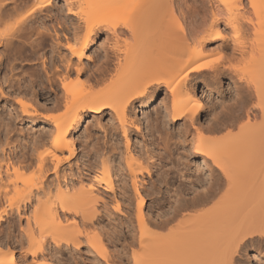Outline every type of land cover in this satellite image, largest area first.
I'll return each mask as SVG.
<instances>
[{"label":"bare ground","instance_id":"bare-ground-1","mask_svg":"<svg viewBox=\"0 0 264 264\" xmlns=\"http://www.w3.org/2000/svg\"><path fill=\"white\" fill-rule=\"evenodd\" d=\"M29 1L32 0H0V25L5 27L17 16L14 23L0 30V48L13 45L16 38H31L35 28L30 23L44 19L41 17L53 5V0H37L31 6ZM63 1L59 11L64 13L63 22L77 17L79 22L74 30L85 27L82 36H67L70 56L77 58V63L67 59V67L75 64L80 72L87 49L101 33L110 43L111 51L106 53L91 80L81 81L76 75L74 82L71 81L66 67L68 71L48 77L49 85L58 80L63 89L62 100L56 102V108H62V113L52 118L51 147L38 151L34 146L29 158L7 156L3 159L5 165L0 164L8 179L0 178V194L8 195L7 187L15 192V196L9 197L10 208L19 211L33 197L37 203L33 223L28 219L27 252L17 258L11 247L0 244V264H22L29 260V255L33 264H57L48 258L46 231H50L56 245L65 243L74 248H78L81 235H85L87 244L103 259H108L109 248L100 234L85 233L86 229L81 228L76 218L69 219L65 213L80 214L83 225L85 221H92L101 211L99 207L109 210V202H99L104 192L117 195L116 189L125 187V176L129 177L130 187L136 194L135 209L127 207L128 212L135 211L136 220V231L129 244L131 254L127 255L128 261L125 259L127 264H239L240 256L247 255L249 249L264 248V0ZM222 23L232 30L242 55H247L249 68L242 69V74L252 84H246L247 97L238 104L231 118L224 117L215 125L203 127L193 123L202 101L196 97L191 83L199 77L217 79L223 73L225 68L213 63L210 58L213 52L208 49L210 42L223 38ZM247 34L252 36L250 41H246ZM5 60L9 64L7 57L0 53V73L5 68ZM97 87L100 89L96 90ZM163 87L169 94L166 99L170 103L164 104L171 117L169 121L175 123L184 118L193 123L190 137L185 139L190 149L181 153L182 156L199 159L208 174L195 176V172L187 171L184 175L187 174L188 183L180 180L175 185L168 178V161L163 150L169 148L171 153L173 144L178 143L167 142L158 151L126 150L123 172L122 168L118 170L119 164L115 167L112 156L102 155L100 162L95 160L100 163L99 168L94 163L95 174L86 180L80 179L78 186L63 178V183L57 181L54 193L49 186L47 190L40 187L44 184L42 178L49 160L57 169L65 152L69 153L68 160L77 155L71 131L77 129L86 110L98 124L105 114H110L127 138L130 125L137 127L138 124L136 120L129 121L130 108L149 106ZM2 90L0 83V93ZM35 97L32 101L36 102ZM20 103L27 114L29 105ZM221 131L224 134L218 136ZM33 165L38 177L31 181L21 179L20 170ZM153 170L160 177L152 181L147 194L154 195L151 209L158 213L159 219L145 213L147 195L139 189V182H146L145 177L139 176L144 173L151 176ZM20 182L25 185L24 189L19 188ZM200 187L203 191L198 190ZM116 195L112 208L123 212L122 202ZM58 260L62 262L61 258Z\"/></svg>","mask_w":264,"mask_h":264},{"label":"rangeland","instance_id":"rangeland-1","mask_svg":"<svg viewBox=\"0 0 264 264\" xmlns=\"http://www.w3.org/2000/svg\"><path fill=\"white\" fill-rule=\"evenodd\" d=\"M36 1H29V6ZM63 5V0H53V5H50V11L48 13L46 12L47 15L41 17L44 19L35 20V22L30 23L36 30H34V36L32 35L31 38L25 37L20 40L16 38L13 45L0 48V53L4 54L9 62V64H6L7 61L5 60L7 67L4 65L5 68L0 73V78L5 77V80L4 78L0 79L3 89V92L0 93V164L3 166L6 161L3 159H7V156L13 157L15 155L18 156L16 158L24 160L29 158L32 149L36 147L38 151H43L51 147V131H54L52 118L62 113V108H56V102L61 99L63 89L58 80L52 86L49 85L48 77H53L54 73L60 74L69 69L71 81L75 79L76 75L80 77L81 81L91 80L96 76L105 59L106 53H110L111 51L109 48L110 43L106 40L104 34L101 33L87 49V56L89 57L86 56L83 58L82 70L78 72L74 66L75 64L73 65L72 63L71 67H67V59H70V62L77 63V58L72 55L70 56V52L68 51L69 43L66 40L67 36L71 38L76 36V34H78L77 36H82L81 34L84 33L85 27L83 26L79 29L81 33L79 30H74L73 27L79 22L77 17H71L64 23V13L59 12ZM13 18V21L11 18L5 25L14 23L17 16ZM3 26L4 24L0 25V30L6 27ZM221 29L223 30V38L210 42L208 49L213 52L210 57L213 63H219L217 65L221 64V67L225 68L223 73L217 79L199 77L191 83L194 85L196 97L202 101L199 115L193 123L195 125L200 124L203 127H207L210 124L215 125L217 124L216 122L220 119L222 120L224 117L231 118L238 104L247 97L246 86L251 83V80L248 79L249 77L242 74V71H244L242 69L249 68L246 66L248 64L247 55H242L232 30L223 23L221 24ZM35 32L39 33L36 34ZM251 37L250 34H247L245 36L246 41H250ZM245 58L247 59L245 60ZM65 67L68 69L65 70ZM248 80L249 82H247ZM98 89L100 88L97 87L96 90ZM34 96H36V102L34 100L32 101ZM166 96H169V94L163 87V90L154 96L149 106L137 107V109H134L132 106L130 108L129 113L132 117L129 121L134 122L136 120V123H138L136 126L138 128L130 125L129 130L126 132L129 144H126L127 138L124 137L125 134L122 133L121 127L111 120L110 114H105L101 119V124H98L96 119L88 115V110H86L77 129L71 131L77 155L72 160H68L67 156L69 153L65 152V156L62 157L61 164L58 165L57 169L54 163L49 160L45 166V175L42 178L44 184H41L40 187L46 189L49 186L48 188H51L52 191L54 190V193L55 187L59 183L57 181L63 183V178L68 183L73 182L78 186L77 183L80 179L86 180L89 178L88 176L92 177L95 174L96 168L100 164L99 162L106 155L112 156L113 164L115 167L119 164L117 168L119 171L122 168V171L126 166L124 161L126 150L136 148L135 150L139 151V153H144L147 149L152 148L151 150L158 151V148L163 149L167 142L172 144L178 143V147L173 144L171 153H169V148L163 150L165 160L168 161V165L166 166L170 176L168 178H171L175 185L180 183V180H186L185 182L188 183L189 179H185L187 174L184 175L187 171H192L193 174L195 172V176L208 174V170L203 168L202 163L198 161L199 159H195L192 156L188 158L182 156L181 153L187 152L190 149V145L186 144L185 139L190 137L189 133L193 123H190V120L185 121L184 118L179 119L175 123L169 121L171 117L165 110L164 105L167 102ZM20 101L29 105V112L27 114L24 113ZM169 103L168 101L167 105ZM166 116L169 117L167 118ZM165 117L166 119H163ZM222 132L217 135H223L224 133ZM204 133L207 132L204 131ZM181 141L184 143L181 144ZM90 162L93 163V166L94 163H98L97 167L94 166L93 168ZM34 165L20 170L21 179L31 181V179L38 177L39 173H37L36 166ZM4 171L5 168H0V178L3 177L4 181H6L8 179ZM158 175L157 171L153 170L151 176L146 175V173H144V176H139L142 179L145 177L146 182L142 184L140 181L141 186L139 189L145 196L147 195L148 202L144 206V210L148 217L149 214L150 217H153L152 219H159L160 217L156 211H152L151 209L154 195L151 197L147 193L149 192L150 186H152V181H156L160 177ZM153 176L154 178L152 179ZM13 177L10 179H13ZM124 182V186L127 188H123V186L120 189L117 188V195L115 194L117 199H120L122 202L123 212L113 209L115 203L113 197L115 195L113 193L107 195L104 192V188L100 187L104 192V198L99 202H109V210L106 211L105 209L103 210V207H99L101 211H97L99 213L95 215L93 220L85 221L84 225L80 214L65 213L69 219L76 218L77 222L80 223L79 225L82 226L81 228L86 229L84 230L86 231L85 233L98 232L100 234L99 236L104 239V242L109 248L108 259H103L87 244L85 235H81V244L78 248H74L72 245L65 243L56 245L52 241L50 231H46V252L49 259H53L57 264H121L122 261H124L122 264H127V258L131 254L129 244L132 241L133 232L136 231L134 210L132 214L131 211H127L129 210L127 207L130 206V208L135 209L136 198L134 195L136 194L133 191L134 189L132 190L130 187L131 181L128 176H125ZM24 186L23 183H19V188L24 189ZM35 187L32 188L33 192L37 191V187L36 189ZM200 188L198 190L203 191ZM2 189V191L6 190V188ZM7 189L9 190L8 195L2 196L0 194V244L11 247L14 250L15 257L19 258L28 249L26 237L28 219L30 218V222L34 220L33 209L37 203L33 197L32 202L27 203L25 208L24 205L23 207L21 206L19 211L15 207L10 208L9 197L15 196V192L12 190V187H7ZM28 190L24 193H27ZM123 190L126 192L122 193ZM100 203H97V205L100 206L102 204ZM128 203H131L132 206ZM4 209L9 212L5 213ZM60 258L62 262L58 260ZM28 259V261H23L22 264L34 263L31 255L28 256ZM120 259L123 260L120 261ZM249 261L251 264H264L263 246L259 250L256 248L249 249L247 255L240 256L238 260L239 264H249Z\"/></svg>","mask_w":264,"mask_h":264},{"label":"snow or ice","instance_id":"snow-or-ice-1","mask_svg":"<svg viewBox=\"0 0 264 264\" xmlns=\"http://www.w3.org/2000/svg\"><path fill=\"white\" fill-rule=\"evenodd\" d=\"M69 47H71V45H69Z\"/></svg>","mask_w":264,"mask_h":264}]
</instances>
